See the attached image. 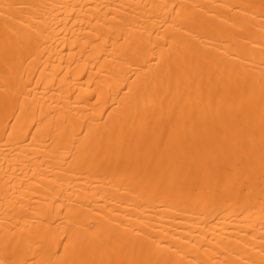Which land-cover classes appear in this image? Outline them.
<instances>
[{
	"label": "bare ground",
	"instance_id": "obj_1",
	"mask_svg": "<svg viewBox=\"0 0 264 264\" xmlns=\"http://www.w3.org/2000/svg\"><path fill=\"white\" fill-rule=\"evenodd\" d=\"M0 264H264V0H0Z\"/></svg>",
	"mask_w": 264,
	"mask_h": 264
}]
</instances>
